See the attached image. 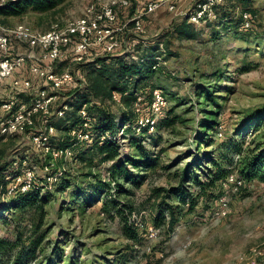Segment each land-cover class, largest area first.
<instances>
[{"label":"rangeland","instance_id":"1","mask_svg":"<svg viewBox=\"0 0 264 264\" xmlns=\"http://www.w3.org/2000/svg\"><path fill=\"white\" fill-rule=\"evenodd\" d=\"M94 1L62 0L52 10L30 9L21 16L0 17V22L47 30L56 21L80 17ZM195 1L181 0L174 11L160 10L144 19L137 56L149 49L152 53L147 55L159 57L160 66L149 83L163 90L167 99L159 123L171 119L175 123L159 126L152 134H140L134 126L124 131L125 139L119 138L121 155L115 161L135 155L133 141L157 157L154 168L128 166L133 176H145L138 186L119 180L133 195L116 194L108 176L113 161L103 162L90 144L76 142L72 148L77 158H58L46 171L50 158L35 152L26 135L0 142L2 178L17 171L15 161L28 157L36 172V186L47 199L40 213L10 209L11 196H0V237L21 235L29 241L42 221L38 232H44L45 239L36 264H264V182L246 181L241 174L244 157L264 147V122L258 127L253 121L246 123L248 115L264 106V0H249L253 14L246 28L240 15L243 7H235L232 0L214 19L193 23L186 13ZM184 21L194 38L179 35L177 29ZM61 67L79 66L67 61ZM59 94L55 108L67 103L71 112L88 96L85 89ZM144 95L149 101V94ZM104 108L116 114L129 110L122 100L105 102ZM210 119L215 122L213 128L205 127ZM52 122L57 127L52 144L66 148L60 140L68 135L75 138L57 117ZM216 165L231 171L218 183L217 195L206 192L192 212L185 209L173 230H168V218L156 226L158 203L180 202L175 194L164 198L163 192L157 197L153 190L177 188L188 169L192 181L184 183L183 196L195 197L200 189L193 179L204 181ZM105 202L114 206L109 214L102 209ZM121 205L133 208L130 214L125 207L129 224L139 235L136 241L124 234L116 212Z\"/></svg>","mask_w":264,"mask_h":264},{"label":"built area","instance_id":"2","mask_svg":"<svg viewBox=\"0 0 264 264\" xmlns=\"http://www.w3.org/2000/svg\"><path fill=\"white\" fill-rule=\"evenodd\" d=\"M17 0H0V6ZM181 0H96L85 8L80 17L56 21L47 30H38L19 23L4 25L0 22V142L26 135L33 150L53 161L74 158L72 147L58 148L52 144L56 128L51 118H62L70 107L63 103L55 108L60 92H77L88 86L87 72L82 67L101 58L124 57L130 61H144L148 53L137 46L145 32V17L160 10L172 12ZM228 0H196L186 13L193 23H206L218 15ZM132 9V14H131ZM243 26L249 27L250 13L241 11ZM154 68L160 66L154 57ZM69 61L78 68H63ZM121 95L112 93V101L120 103ZM167 99L163 90L151 91L150 100L138 94L132 110L137 116V127L154 130L164 114ZM79 124L69 132L77 142L92 144L96 122L86 105L79 110ZM101 140L104 136H101ZM46 158V159H47ZM28 157L13 164L17 171L4 175L0 196H14L29 191L36 183V172ZM233 180V176L231 177ZM237 183L241 184L239 180Z\"/></svg>","mask_w":264,"mask_h":264},{"label":"trees","instance_id":"3","mask_svg":"<svg viewBox=\"0 0 264 264\" xmlns=\"http://www.w3.org/2000/svg\"><path fill=\"white\" fill-rule=\"evenodd\" d=\"M61 1L62 0H17L8 2L0 6V17L21 16L30 9L39 12L49 11L54 9ZM232 1L235 7L240 5L243 7L242 11L245 10L252 13V11H249V0ZM225 7L227 6L221 7L218 13L220 14L221 10ZM188 28L189 25L184 21L177 29L179 35L186 38H194V34L189 32ZM148 52L152 53V50H148ZM145 58L147 59L144 61H130L124 57L101 58L96 60V62L100 64L99 68H96L93 63H88L83 66L82 69L87 72L88 86L85 92L88 93V96H83L82 101L76 107V111L74 110L71 112L67 110L64 117L58 118L62 121L64 130L69 134L71 129L79 124V108L86 105L88 111L92 115H94L93 113L95 112L96 122L93 127L95 138L89 148H94L103 162L113 161L108 171V176L110 181L116 185V187L112 188L119 196L134 194L131 188L126 189L119 183L120 179L136 187L141 184L145 178L144 175L133 176L128 166L134 169L147 170L154 168L157 164V157H153L152 153H150L146 147L136 141H133L135 142V155L127 156L122 159L120 158L118 161H115L121 155L122 145L119 138L125 139L124 131L129 132L134 126L137 127V116L131 108L133 107L137 95L149 94L148 96H150L151 91L158 88L149 83V79H151L158 70V68L155 69L153 67L155 60L152 59L153 57L151 58L149 54L146 55ZM113 91L120 93L122 96V103L129 109L128 111L125 109V111H121L120 114H116L104 108L105 102L112 103ZM53 118L54 117L51 118V124L55 126V123L52 122ZM159 120L160 119L157 120L154 129L162 125L170 127L175 123V119H171L168 122L162 121L161 123H159ZM246 120V123L255 122L256 127L260 126V124L264 122V106L254 110L246 117ZM213 124H215V122L210 119L209 123L205 124V127L213 128ZM121 130H123V133ZM139 131L141 132L140 134H152L154 130L150 131L149 127H140ZM101 136H104L103 140L100 139ZM60 142V146L62 147L77 146V141L69 137V135L61 139ZM75 156V158H77V153ZM242 162L243 168L241 174L246 181L258 179L264 182V147L249 152ZM3 170L4 169L0 167V182L5 172ZM230 175V169L222 167V165H216L214 170L207 174L204 181H199L197 178H194L193 181L197 183L200 189L195 197H191L189 194H187V197L183 196L184 183L186 181H192V178L188 175V169L181 174V183L177 188L168 190H164L163 188L154 189L153 192L157 197L163 196V192L166 193L164 198H166V196L168 198L170 194H175L180 202V204L177 205L166 204L164 201L158 203V213L153 219L155 225L161 226L165 223L166 218H168V230H173L180 221V216L185 209L186 212H192L198 199L203 197L206 192L210 194V196L217 195L218 183L227 179ZM109 185L110 183H104V186ZM40 191V187L36 186L35 183L26 193L11 196L8 201V207L16 210L35 209L41 213L47 204V199L41 196ZM187 199L189 201H186ZM115 202V200L112 201V203ZM186 203H188L187 208H185ZM125 207L128 208V213L132 214L133 208L129 205L119 206L116 212L122 219L125 236L128 239L136 241L139 235L136 229L130 226L126 215L127 209ZM113 208L114 206H110L109 203H103L102 209L107 214H109ZM41 226L42 221H39L35 226L34 236H31L29 241L23 240L21 235H18L15 239L0 237V264H36L39 259V248L45 239V233L38 232Z\"/></svg>","mask_w":264,"mask_h":264}]
</instances>
